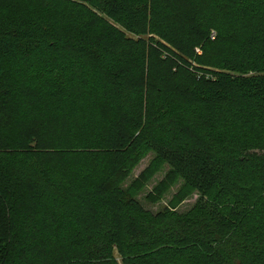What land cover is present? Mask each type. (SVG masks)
Instances as JSON below:
<instances>
[{"label": "trees", "instance_id": "obj_1", "mask_svg": "<svg viewBox=\"0 0 264 264\" xmlns=\"http://www.w3.org/2000/svg\"><path fill=\"white\" fill-rule=\"evenodd\" d=\"M0 264H264V0H0Z\"/></svg>", "mask_w": 264, "mask_h": 264}, {"label": "rangeland", "instance_id": "obj_2", "mask_svg": "<svg viewBox=\"0 0 264 264\" xmlns=\"http://www.w3.org/2000/svg\"><path fill=\"white\" fill-rule=\"evenodd\" d=\"M87 5V4H86ZM97 16L101 19V20H97V21H101V22H105L107 23L108 25H110L111 27L113 28H116V29H119L123 35L128 39H132V40H135L137 41L138 40V37L134 36V35H131L130 33L128 32H125L123 31L117 24L113 23L111 20H109L107 17L101 15V14H97ZM156 48V47H155ZM160 52L162 51L161 49H158ZM195 53L198 55V50L195 51ZM168 57H170V55H168ZM175 57V56H174ZM160 62H157V65L159 64ZM177 63H178V67L182 70H189V71H192V68H197L199 67L198 65H195L193 64V62L191 60H186L185 59V63H180L179 60H177ZM51 127V126H49ZM152 154L151 153H148V155L146 156H143V158H141L140 160H138L135 164V166L131 169L130 171V174H129V177H128V181L126 182L125 185L129 184L131 181H133L142 171H144L145 169L148 168L149 166V162L152 158ZM170 167H168L167 165H164V166H161L159 168H152L151 169V173L152 174V179L149 181V183L145 186L144 190L141 192V194L139 195V200L141 202V204L144 206V208L152 211V212H156L158 211V209L163 205V201H168L171 196H172V193H173V190L170 192L167 193V195L165 196V200L163 198V200L161 201V204L159 205H152L148 202H145L143 199H144V196L149 193L152 188L158 183L160 182L163 177L165 176V174L168 172ZM195 201V197H191L189 198L188 200H186L182 205L181 207L179 208V210H186L188 208H190L193 203ZM114 258L117 260H119V257L117 255L116 252H114Z\"/></svg>", "mask_w": 264, "mask_h": 264}]
</instances>
